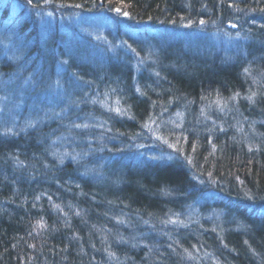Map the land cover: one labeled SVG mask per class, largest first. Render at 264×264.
Masks as SVG:
<instances>
[{
  "label": "trees",
  "instance_id": "trees-1",
  "mask_svg": "<svg viewBox=\"0 0 264 264\" xmlns=\"http://www.w3.org/2000/svg\"><path fill=\"white\" fill-rule=\"evenodd\" d=\"M22 1L146 49L0 0V264H264V0Z\"/></svg>",
  "mask_w": 264,
  "mask_h": 264
},
{
  "label": "rangeland",
  "instance_id": "rangeland-1",
  "mask_svg": "<svg viewBox=\"0 0 264 264\" xmlns=\"http://www.w3.org/2000/svg\"><path fill=\"white\" fill-rule=\"evenodd\" d=\"M17 10H24L26 15H30V8L33 9L36 16L42 24L57 25L60 28L75 26L80 32L93 36L96 40L102 42L110 47L117 48L119 46L129 50L134 45L143 46V43L132 39L133 30L124 20L116 21L106 13H79L69 12L68 10H61L58 17L44 10L40 4L26 5L22 0H13ZM30 1V0H28ZM31 2V1H30ZM30 7V8H29ZM57 22V24H56ZM220 42V40H218ZM139 54V53H138Z\"/></svg>",
  "mask_w": 264,
  "mask_h": 264
},
{
  "label": "snow or ice",
  "instance_id": "snow-or-ice-1",
  "mask_svg": "<svg viewBox=\"0 0 264 264\" xmlns=\"http://www.w3.org/2000/svg\"><path fill=\"white\" fill-rule=\"evenodd\" d=\"M117 11H120L119 9H117ZM124 15H128L127 13H124ZM201 23H204V21H201ZM249 99H251V97H249ZM117 112H119L120 110L119 109H117L116 110ZM122 239V238H121Z\"/></svg>",
  "mask_w": 264,
  "mask_h": 264
}]
</instances>
